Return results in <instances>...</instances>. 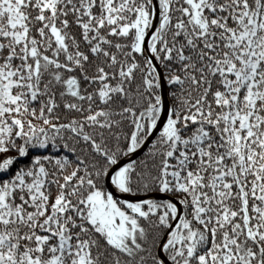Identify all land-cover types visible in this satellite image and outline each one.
Returning <instances> with one entry per match:
<instances>
[{"label": "snow or ice", "instance_id": "snow-or-ice-1", "mask_svg": "<svg viewBox=\"0 0 264 264\" xmlns=\"http://www.w3.org/2000/svg\"><path fill=\"white\" fill-rule=\"evenodd\" d=\"M0 264H264V0H0Z\"/></svg>", "mask_w": 264, "mask_h": 264}]
</instances>
